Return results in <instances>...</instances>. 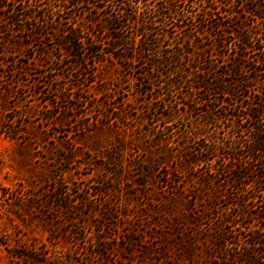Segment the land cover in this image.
I'll use <instances>...</instances> for the list:
<instances>
[{"label":"trees","instance_id":"16d2710c","mask_svg":"<svg viewBox=\"0 0 264 264\" xmlns=\"http://www.w3.org/2000/svg\"><path fill=\"white\" fill-rule=\"evenodd\" d=\"M14 90L54 142L110 126L135 142L138 104L159 97L149 120L163 123L160 151L135 166L133 187L160 177L170 196L154 212L174 232L173 203L196 184L185 218L213 236L200 257L183 248L186 264H264V0H0V93ZM216 109H227L225 138ZM176 122L173 144L165 130ZM0 133L20 132L3 122ZM114 141L101 158L120 176L128 140ZM173 159L172 172L154 168Z\"/></svg>","mask_w":264,"mask_h":264},{"label":"rangeland","instance_id":"374dc122","mask_svg":"<svg viewBox=\"0 0 264 264\" xmlns=\"http://www.w3.org/2000/svg\"><path fill=\"white\" fill-rule=\"evenodd\" d=\"M122 88V97L131 100L137 87L126 82ZM21 93H0V124L8 123L20 132L15 139L0 133V264H186L185 247L190 254L201 256L203 248L211 244L213 233L205 232V225L193 227L186 221L196 184L186 186L191 192L173 203L171 218L175 223L180 219L174 232L168 225V229L162 226L154 212L166 195L170 196L161 191L160 177L152 178L147 188L133 187L138 173L135 166L160 151L153 136L163 123L149 120L155 112H163L159 97L149 102L147 96L145 103L138 104L143 121L136 124L139 135L135 142L111 126L93 127V132L79 131L72 139L54 142L36 123L29 124V105ZM25 93L29 95V88ZM158 94L155 90L154 96ZM131 108L134 106L125 107L124 113L135 114ZM216 111L221 116L217 134L225 138L227 109ZM178 128H183L180 122L165 130L173 144L179 139ZM117 134L128 140L120 158L125 164L120 176L105 173V168L113 171V167L104 166L108 162L101 158L115 145ZM167 165L169 168H154L162 176L172 172L176 163L173 159ZM119 177V188L111 185Z\"/></svg>","mask_w":264,"mask_h":264}]
</instances>
